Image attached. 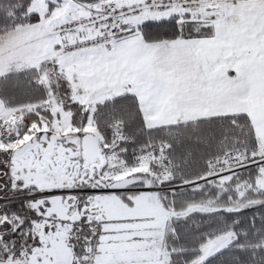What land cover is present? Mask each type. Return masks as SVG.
I'll return each instance as SVG.
<instances>
[{"label": "trees", "instance_id": "16d2710c", "mask_svg": "<svg viewBox=\"0 0 264 264\" xmlns=\"http://www.w3.org/2000/svg\"><path fill=\"white\" fill-rule=\"evenodd\" d=\"M79 1L97 5L104 0ZM32 2L0 0V36L39 21L38 14L28 13ZM164 20L175 24L182 35L147 22L153 26L138 28L148 43L214 37L212 23L187 15ZM40 74L28 69L0 77V84L9 85L0 88L3 106L10 110L30 106L26 118L36 126L49 125L53 117L48 101L54 89ZM66 109L74 127H86L89 112L84 106L73 103ZM92 122L102 149L116 153L125 168L140 171L142 160L153 158L148 172L135 175L146 179L152 178L151 172L159 175L161 163L169 169L167 181L152 178L172 213L163 241L169 264L195 263L209 241L228 233L235 234V242L203 264H264V152L249 115L151 129L137 96L127 94L98 104ZM192 207L200 210L188 213ZM0 264H10V257H0Z\"/></svg>", "mask_w": 264, "mask_h": 264}, {"label": "rangeland", "instance_id": "374dc122", "mask_svg": "<svg viewBox=\"0 0 264 264\" xmlns=\"http://www.w3.org/2000/svg\"><path fill=\"white\" fill-rule=\"evenodd\" d=\"M220 3L221 0H215L212 3L213 11ZM260 6H262L261 0L229 1V9L238 7L247 12H252ZM75 11L72 0H33L28 13L38 14L39 21L36 24L20 26L14 30L15 32L0 36V77L10 73L11 68L15 67L14 62L29 61L30 64H37L41 57L36 56L35 52L33 55L30 54L32 48L35 49L34 44L41 46L42 55H47L51 50L53 56H61L59 49L56 48L60 45V40L55 28L71 14H76ZM212 16L202 15L198 18L191 17V19L206 21L213 26L224 21L222 16L221 18L214 16L215 21L212 22ZM142 19L144 17L138 21L145 22ZM137 35L132 36L131 39L134 41L138 40V37H143L140 32ZM126 37L127 35L124 36ZM29 43L33 44L29 45ZM110 58L90 57L78 69L68 64V69L74 75L71 82L69 79L71 74L68 72L70 75L67 77L65 73L69 87L72 88L73 83L76 90L73 93L78 91L82 95L86 94V98L78 99L77 97L78 100L67 101L60 99L58 91L52 93L48 101L53 116L49 125L46 122L41 126L29 124L26 114L28 110L33 109L30 106L10 110L5 108L0 100V149H13L31 137L41 135L47 141V147L51 149L52 143H55L63 154L72 156L71 159L76 168L86 171L85 174L91 178L95 186L92 190H96V194L102 192L100 202L104 207L103 213L106 220V225L102 227L104 234L98 242L95 241L97 253L91 257H79L76 259V264H169V251L165 249L163 241L167 222L172 218V213L162 201L159 189L155 188L152 179H158L160 183L167 181L170 176L169 169L161 163L159 175L151 172L153 176L150 179L135 175L137 172H148L147 165L153 158H144L143 169L140 171L125 168L116 153H107L102 149L92 122V112L97 102L103 101L102 98L105 97L107 100L131 93L135 88L139 91L137 78H150L153 75L152 66L142 65L134 58L128 59L134 80L133 84L128 85L124 80L125 75L119 72L116 60ZM140 68L144 71H140ZM110 70L111 74L108 72ZM105 72L109 73L112 82H108ZM53 81L56 83V80ZM92 95L95 97L94 100ZM74 102L84 104L85 109L91 111L88 124L83 129L72 125L71 111L66 109V105ZM261 124L264 125V119L256 123L257 126ZM195 210L200 208L192 207L188 213ZM235 240V234L228 233L209 241L202 248V256L193 264H203ZM14 258L16 261L12 262L13 257H11L10 264H69L65 257L61 259L56 257L52 259L53 261L42 256Z\"/></svg>", "mask_w": 264, "mask_h": 264}, {"label": "crops", "instance_id": "0c3cea01", "mask_svg": "<svg viewBox=\"0 0 264 264\" xmlns=\"http://www.w3.org/2000/svg\"><path fill=\"white\" fill-rule=\"evenodd\" d=\"M229 1L221 0L219 6L212 10L213 12L203 13L208 17L222 16L224 19L223 22L213 26L214 37L211 39L158 43H148L144 37H138V40L134 41L131 39L132 36H138L140 32L138 27L145 22L174 16L181 17L182 13L175 9L167 18L149 15L142 19L145 21L143 23L136 21L128 24L123 36L110 48H99L61 57L53 56L51 50L47 55H42L41 46L34 44L35 49L33 47L30 54L33 55L35 52L41 60L37 64H30L29 61L14 62L15 67L11 68L10 72L37 69L43 81L52 83L53 93L58 91L60 99L75 101L86 98V94L82 95L78 91L73 93L76 92L73 83L72 88L69 87L66 78L71 74L69 79L72 82L71 78L74 79V75L68 69V64L78 69L90 57H111L116 60L119 72L125 75L126 84L131 85L134 80L128 59L134 58L142 65L152 66L153 75L150 78H137L139 91L135 88L133 92L127 93L137 96L148 128L247 114L251 117L264 152V125H256L264 119V0H261L262 6L252 12L243 11L238 7L229 9ZM72 2L76 14L71 15L79 14L84 5L89 6L88 3L79 0ZM126 35L127 37L124 38ZM56 48L59 49V46ZM139 70L144 71L143 68ZM108 72L111 74V70ZM108 72H105V77L109 79L108 82H112ZM53 80H56V83ZM92 98L94 100L95 97L92 95ZM105 98L97 102L93 112L98 104L112 100ZM74 103L84 106L80 102ZM88 112L91 113L89 110Z\"/></svg>", "mask_w": 264, "mask_h": 264}, {"label": "flooded vegetation", "instance_id": "af4514ba", "mask_svg": "<svg viewBox=\"0 0 264 264\" xmlns=\"http://www.w3.org/2000/svg\"><path fill=\"white\" fill-rule=\"evenodd\" d=\"M46 143L37 135L0 149V257H65L76 264L97 253L104 234L102 192L92 190L72 156Z\"/></svg>", "mask_w": 264, "mask_h": 264}, {"label": "built area", "instance_id": "2783aa9c", "mask_svg": "<svg viewBox=\"0 0 264 264\" xmlns=\"http://www.w3.org/2000/svg\"><path fill=\"white\" fill-rule=\"evenodd\" d=\"M213 2L215 0H105L99 5L84 6L80 14L72 15L56 26L60 53L62 56H71L110 47L131 22L149 15L167 16L176 8L183 14L198 16L206 10H213ZM214 19L211 17V20Z\"/></svg>", "mask_w": 264, "mask_h": 264}, {"label": "snow or ice", "instance_id": "6c2138e0", "mask_svg": "<svg viewBox=\"0 0 264 264\" xmlns=\"http://www.w3.org/2000/svg\"><path fill=\"white\" fill-rule=\"evenodd\" d=\"M162 7H164L162 5ZM155 25L156 26H165V27H170L172 28L174 31H176V34L179 36V35H182V33L180 32L179 28L175 25V24H168V22L164 19H160V20H156L154 21ZM153 25L150 24V23H147L145 22L144 24H142V27L143 28H151ZM9 85L8 84H0V88H3V87H8ZM11 87H16L17 85L15 84H12L10 85Z\"/></svg>", "mask_w": 264, "mask_h": 264}]
</instances>
